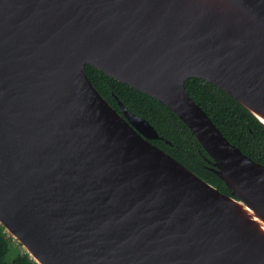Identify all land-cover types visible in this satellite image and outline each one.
<instances>
[{"label":"water","instance_id":"95a60500","mask_svg":"<svg viewBox=\"0 0 264 264\" xmlns=\"http://www.w3.org/2000/svg\"><path fill=\"white\" fill-rule=\"evenodd\" d=\"M85 64L173 111L230 194L152 143ZM191 77L264 125V0H0V225L36 264H264V165Z\"/></svg>","mask_w":264,"mask_h":264},{"label":"trees","instance_id":"16d2710c","mask_svg":"<svg viewBox=\"0 0 264 264\" xmlns=\"http://www.w3.org/2000/svg\"><path fill=\"white\" fill-rule=\"evenodd\" d=\"M85 70L97 91L117 110V99L132 113L145 118L159 138L152 143L172 155L199 177L227 195L230 189L210 169L211 158L184 122L154 97L123 83L99 69L85 64ZM189 95L206 111L222 134L243 153L264 165V125L241 103L201 78L185 81ZM13 238L0 225V264H36L25 251L8 261Z\"/></svg>","mask_w":264,"mask_h":264},{"label":"rangeland","instance_id":"374dc122","mask_svg":"<svg viewBox=\"0 0 264 264\" xmlns=\"http://www.w3.org/2000/svg\"><path fill=\"white\" fill-rule=\"evenodd\" d=\"M18 251H25V250L23 249L21 244H19L18 241L13 239L12 242L10 243V250H9V254L7 255V260L8 261L12 260Z\"/></svg>","mask_w":264,"mask_h":264}]
</instances>
